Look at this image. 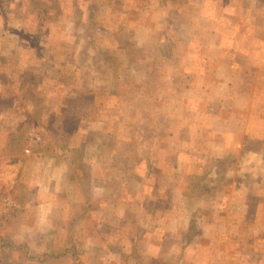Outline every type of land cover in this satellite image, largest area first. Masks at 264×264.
Listing matches in <instances>:
<instances>
[{
    "label": "crops",
    "instance_id": "1",
    "mask_svg": "<svg viewBox=\"0 0 264 264\" xmlns=\"http://www.w3.org/2000/svg\"><path fill=\"white\" fill-rule=\"evenodd\" d=\"M189 3L192 12L184 13V17L182 14L173 18L161 16V22L174 26L176 34L167 37L176 43L184 36L180 32L181 26H189L187 42L190 51L186 57L189 61L206 58L207 63V66L202 63L205 67L199 65L192 68V73L199 75V78L203 75L215 77L206 84H201L203 82L200 80L199 84L192 82L188 85L189 92L199 91L197 103L206 106L204 110L201 109L204 113L201 115V111H197L190 113L192 115H179L190 122L185 129H179L175 123L174 126L169 123L173 119L179 121L178 115L161 107L166 100L162 94L158 96V138L169 137L170 141L164 143L165 140L161 139L146 145L139 140L136 144V138L125 134V142L136 144L133 148L121 142L122 133L119 131L96 126L92 131L100 137L98 142L89 145L86 136L91 129L78 128L67 146L58 148L63 155L61 161L51 159L47 165L34 166L28 182L32 191L26 192L22 200L10 197L17 210L32 208L36 219L11 234H8L7 228H0V235L5 234L6 240H13V244L25 247L27 258L18 259L23 264H77L69 254L58 258L48 257L40 263L37 257L42 256L45 250L40 236L58 230L63 238L67 237L68 225L85 210L93 212L101 228H98L100 232L94 229V232L88 233V237L85 234L78 239L79 245L98 252L94 259L89 260L85 253L81 257L82 264H124V256L136 248L153 259L155 264H264L263 237L254 230L253 234L250 232L249 239L246 234L247 228L256 226H252L254 218L264 202V193L260 190L262 178L255 179L253 190L248 188L246 175L252 166L242 155L249 152L260 159L263 155V152L244 145V140L248 137L253 140L264 138V100L260 99V96H264V71L260 68L264 66V0H189ZM237 13L240 20L235 18ZM240 23L246 27L245 31V27H238ZM202 25L206 27L200 29ZM254 42H258L256 44L260 48H253ZM144 58L139 56V60ZM253 69L259 70V80L251 76ZM181 71L185 76L189 73L186 69ZM242 74L247 75V82L242 83ZM174 84L171 77L169 85ZM174 98L175 103L188 104L185 98ZM254 102H259L260 113L248 117L247 111ZM216 120L222 122V128H214L212 121ZM250 122H258V126L254 127ZM163 127L166 129L163 130ZM201 127L204 130H200ZM199 133L202 139L218 137L221 141L210 144L203 151L196 150ZM237 136L241 137L240 140L232 143L231 138ZM87 148H94V154L88 161L85 159ZM79 150L81 155L78 161L88 169L86 180L89 183L84 186L82 167L76 168L79 178H72L69 173L70 160L76 158L74 152ZM154 151L157 158L152 156ZM138 152L143 154L141 158L134 163L129 161ZM230 153L236 159L233 167L222 163ZM39 156H35L37 160ZM148 159L154 161L153 165L160 172L158 181L151 183ZM27 162V159L19 160V168L26 169ZM97 167L110 175L101 180L108 187L106 196H98L101 189L100 177L94 171ZM205 167V176L199 177L200 170ZM199 180L206 187L202 191L198 186ZM150 199L155 206L148 209L146 202ZM165 200L168 202L165 209L157 210L159 203ZM8 207L13 209L12 206ZM8 207L0 206V216L7 213ZM231 208L238 210H232L234 216H238L235 224H232L234 216ZM250 213L252 219H248ZM129 214L136 218L134 224L142 230L140 236L124 221ZM191 228L199 231V234L184 241V233ZM102 234L110 239H101ZM59 241L57 244L63 245V239ZM19 252L22 251L16 254ZM3 254L0 252V257ZM29 255L33 257L29 258Z\"/></svg>",
    "mask_w": 264,
    "mask_h": 264
},
{
    "label": "rangeland",
    "instance_id": "2",
    "mask_svg": "<svg viewBox=\"0 0 264 264\" xmlns=\"http://www.w3.org/2000/svg\"><path fill=\"white\" fill-rule=\"evenodd\" d=\"M166 3L170 7H166ZM192 11L189 0H0V206L13 208L8 207L7 213L0 216L1 229L7 228L8 234H11L36 221L32 208L17 210L10 197L22 200L26 192L32 191L28 182L34 166L47 165L51 159L61 161L63 155L58 148L66 147L78 128L91 129L86 136L89 145L98 142L100 137L92 131L96 127L119 131L122 133L121 142L131 148L139 140L146 145L161 139L167 143L169 137L158 138V96L163 94L166 98L165 105L161 107L178 115L179 121L173 119L169 123L173 126L175 123L179 129H185L187 123H190L179 115H192L190 113L195 114L206 108L197 103L199 91L189 92L188 86L192 82L199 84L200 80L203 82L201 84H206L215 78L212 75L199 78V75L191 71L199 65L207 66L206 58L192 61L187 59L190 51L187 42L190 29L187 24L181 26L180 32L184 36L176 43L171 38L176 34L174 26L163 25L161 22V16L173 18L174 15L182 14L184 17V13ZM236 15L235 18L240 20L239 13ZM203 25L199 26L200 29L206 27ZM238 27L243 29L245 26L240 23ZM254 45L253 48H260L259 44ZM139 56L145 58L139 60ZM260 68L264 71V66ZM185 69L189 71L187 76L181 71ZM258 71L253 69L250 74L259 80ZM242 75V83L247 82V75ZM171 77L177 87L176 84L169 85ZM262 85L264 87V80ZM175 96L185 98L188 104L175 103ZM260 99L264 100V96H260ZM203 113L200 112L201 115ZM258 113L260 104L254 102L247 115L253 117ZM212 124L214 128H222L219 120L212 121ZM250 125L256 127L258 122H250ZM125 134L136 138V144L125 142ZM200 134L196 150L203 151L210 144L221 141L218 137L202 139ZM240 138L237 136L231 138V141L236 143ZM244 145L263 152L262 161L258 155L249 152L242 155L248 165L252 166L246 175L248 188H254L255 179L261 177L260 190L264 193V138L253 140L248 137ZM93 149L87 148L86 161L93 156ZM80 152H74L76 158L70 160L69 173L72 178H79L76 168L82 167L84 186L89 183L86 180L88 169L78 161ZM142 155L138 152L129 161L134 163ZM35 156H39V159ZM152 156L158 157L155 151ZM232 156L230 153L222 163L235 166L236 159ZM26 159L29 161L25 164L26 169H20L19 160ZM147 161L151 174L149 182L158 181L160 172L153 165L154 161ZM206 168L200 170L199 177L205 176ZM94 171L100 177L101 190L98 196H106L108 187L101 180L109 177V172L98 167ZM220 177L223 178V175ZM200 180L198 186L202 191L206 187L201 185ZM167 203V200L159 203L157 210H164ZM146 206L149 209L155 203L150 199ZM232 210L238 211L237 208H231V214L234 213ZM250 218L251 213L248 216ZM232 220V224L237 223L238 216L232 217ZM124 221L140 236L141 229L134 224L136 218L129 214ZM98 225L93 212L85 210L80 217L70 222L66 234L78 241L85 234L88 237V233L101 228ZM252 226L247 231L242 230L244 233L246 231L248 239L252 230L264 239V202ZM54 232L60 237L55 240L58 243L63 237L58 230ZM236 232L238 234L239 230ZM198 234L199 231L191 228L184 233L183 239L190 240ZM0 236L4 241L7 239L5 234ZM105 237L102 234L101 239L105 240ZM5 249L7 251L3 259L14 261L24 257L22 252L19 255L14 249ZM83 253H87L88 260L98 254L87 249Z\"/></svg>",
    "mask_w": 264,
    "mask_h": 264
},
{
    "label": "trees",
    "instance_id": "3",
    "mask_svg": "<svg viewBox=\"0 0 264 264\" xmlns=\"http://www.w3.org/2000/svg\"><path fill=\"white\" fill-rule=\"evenodd\" d=\"M87 11L89 12L88 8H87ZM57 238H60V237H58V234L55 235L54 231H48L45 234H42V236H40V240H42L44 243L45 250L42 252V256L39 255L37 257L39 262L43 263L48 257L58 258L62 255L69 254L76 260L77 264H82L83 262L81 260V257L83 258V255H85L83 253V250L86 248L83 247L82 245H79L80 242L73 240L69 237L63 238V243H62L63 245L57 244L55 242ZM185 240L187 241V239H184V241ZM6 247L7 249H14L16 250V252L22 251L24 256L27 255V251L25 247L21 245L13 244V240L4 241L2 236H0V252L5 253L7 251L5 249ZM88 250L97 252V250L94 248L88 249ZM25 257L27 258V256ZM31 257L33 256L29 255V258ZM123 261H124V264H144V262H146V264H155V261L153 259L148 258L147 255L142 254L138 250V248L132 250L130 254H127L126 256H124ZM0 264H23V263L20 260L10 261V260H7V258L3 259L2 257H0Z\"/></svg>",
    "mask_w": 264,
    "mask_h": 264
},
{
    "label": "built area",
    "instance_id": "4",
    "mask_svg": "<svg viewBox=\"0 0 264 264\" xmlns=\"http://www.w3.org/2000/svg\"><path fill=\"white\" fill-rule=\"evenodd\" d=\"M38 138V137H37ZM39 139V138H38Z\"/></svg>",
    "mask_w": 264,
    "mask_h": 264
}]
</instances>
